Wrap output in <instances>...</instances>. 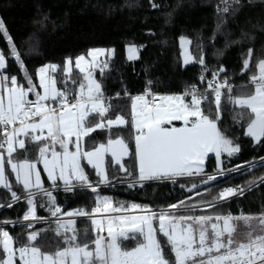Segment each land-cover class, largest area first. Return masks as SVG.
Wrapping results in <instances>:
<instances>
[{
	"label": "snow or ice",
	"instance_id": "snow-or-ice-1",
	"mask_svg": "<svg viewBox=\"0 0 264 264\" xmlns=\"http://www.w3.org/2000/svg\"><path fill=\"white\" fill-rule=\"evenodd\" d=\"M221 4L223 7L218 6V12L230 14L235 12L233 5L238 6L240 0H221ZM152 6L157 7L156 4ZM0 33L11 45V54L20 64L27 81L25 87L18 83L17 77L3 74L6 58L0 52V187L11 193L13 202L21 199L12 191L6 175V166H10L16 182L27 194L28 209L23 216V220L28 222L27 227L35 228V224L41 222H54L56 225L54 229L28 232L27 242L19 247L15 246L14 237L0 227V264H264V211L256 215L243 212L238 215L182 214L215 208L222 201L243 195L246 190L243 186L223 188L211 201L201 200L189 205L180 200L159 211L135 203L114 206L110 197L99 195L91 212L85 209L64 211L52 191L44 188L38 168L42 163L53 189L62 181L66 192L77 186L97 192L98 184L93 185L85 172L88 165L100 178L99 184L109 185L106 157H110V162L128 176L135 175L136 179L129 187L137 183L143 186V182L152 180L176 183L178 177L191 176L203 177L201 182L207 185L225 172L239 171V166L234 169L224 167L222 155L232 157L240 152V146L222 131V113L225 103L232 105L236 113L233 120H247L245 134L256 143L264 142V59H259L254 65L256 71L250 77L252 90L248 94L233 95V87L227 78L218 79L225 71L221 67L212 73L213 78L207 81L203 92L193 84L182 94L158 95L152 92L151 81L143 94L132 96L125 91L131 102L129 118L118 114L112 119L106 118L112 105L106 103L102 86L93 72L99 69L103 73L108 68L107 60L101 61L99 57L114 54V50L91 49L75 59L74 67L84 73L83 80L87 84L80 82L79 91L74 94L58 89L53 75L57 71L63 72L66 77L63 83L67 85L73 72L71 58L66 60L63 68L55 64L41 67L38 69L41 92L28 74L3 20H0ZM180 43L184 49V63L188 64L193 58L186 45L191 41L180 37ZM127 51L129 60L138 58L137 46L129 45ZM252 55L253 49L250 48L243 60L245 71L252 66ZM198 63L204 65L203 57ZM205 79L201 75V82ZM72 83L77 81L72 79ZM30 94H35L36 99H29ZM119 96L117 93L116 97ZM225 96L226 99L222 100ZM204 102H207V111L202 106ZM93 116L99 117L94 124L90 123ZM175 122H179V126ZM114 128H130L131 139L125 140L123 135L113 138ZM98 129L108 130L107 142L87 150L85 138H91ZM26 142L38 146L37 159L14 160L13 154L18 150H28ZM210 153L215 156L216 168L213 173H206L204 166ZM127 157L134 159L135 172H129L125 166ZM259 180L264 183V176ZM254 184V180L248 181L249 189ZM197 187L193 183L187 190L191 192ZM196 194L201 195L199 192ZM37 195L48 198L47 211L55 218L54 221L37 215ZM11 206L0 204V207ZM133 210L142 214H133ZM76 217L91 220L92 231L96 233L95 239L91 240L94 248L88 242L87 229L84 230L85 241L81 242L75 227ZM17 222L4 220L0 224ZM49 230L61 237L64 247L47 252L38 246L41 232ZM104 232L106 236L102 235ZM158 233L166 238L169 255H166ZM136 234L143 237V241L130 250L124 248L122 241L135 239Z\"/></svg>",
	"mask_w": 264,
	"mask_h": 264
},
{
	"label": "trees",
	"instance_id": "trees-1",
	"mask_svg": "<svg viewBox=\"0 0 264 264\" xmlns=\"http://www.w3.org/2000/svg\"><path fill=\"white\" fill-rule=\"evenodd\" d=\"M153 4L157 7H153ZM220 4L221 0H0V20H3L12 42L20 52L34 84L40 67L55 64L60 68L65 59L78 57L91 49L114 50L113 56L107 60L108 68L103 73L96 70L94 75L102 86L104 96L109 98L107 103L112 105L106 118L115 119L118 114L129 118L131 102L125 91L132 96L143 94L146 87H149V81L152 92L177 93L193 84H199L200 75L210 77L214 71L223 67L225 71L220 73V78H227L233 86V95L248 94L251 91L247 84L256 71L254 65L259 59H264V0H240L238 6L233 5L235 12L230 14L218 12L217 6ZM180 37L191 41L189 55L198 59L203 57L204 65L198 62L183 64ZM128 45L137 46L139 55L136 60L126 59L125 47ZM250 48L253 49L252 66L245 71L243 60ZM0 52L6 58L3 74L17 77L18 83L27 87L24 72L20 64L12 59L11 45L3 33H0ZM78 78L79 75L73 72L65 85L64 77L59 74L56 77L57 85L60 90L71 92L79 83L77 81L73 84L72 79ZM117 93L120 94L119 98L111 99ZM202 106L207 111V102ZM235 114L233 106L225 103L220 126L234 144L240 146V152L236 155L223 156L224 167L234 169L239 166V171L218 176L213 184L196 191L187 190L191 187L189 179H176V183L152 180L143 182V186L137 183L129 187L136 179L135 175H115L116 168L112 169L108 160L109 185L99 184V180L85 167L93 185L98 184L97 192L81 186L68 192L61 186L45 188L52 191L57 204L64 211L85 209L89 212L96 206L97 195L110 197L114 206L135 203L150 206L156 211L180 200L189 204V197L213 187L223 189L243 186L247 189L248 181L258 182L264 176V162L259 161L264 158V142L254 145L244 133L247 120L235 122ZM98 119L93 116L90 123L94 124ZM112 134L113 138L123 135L125 140H130L132 135L130 128H114ZM108 135L107 129H98L91 134V138H85L84 147L90 149L104 143ZM26 147V152L20 150L15 153L16 160L35 159L37 146L28 144ZM125 166L129 172H135L132 157L125 160ZM214 170V158L209 157L205 163V172L213 173ZM202 179H195V184L202 183ZM12 191L21 196L19 201L13 202L11 193L0 189V204H12L11 207H0V221L19 222L0 224V227L14 237L16 247L27 242L28 232L56 227L54 222H41L35 224V228H28V223L23 220L28 209L27 194L16 185L12 186ZM35 202L37 215L50 222L54 221L47 211L48 198L37 195ZM214 210L233 215L241 212L253 215L261 213L264 211V183L259 182L243 195L224 202ZM75 219L80 240L85 241L84 230L87 229L90 242L93 239L91 220L88 217ZM157 236L162 246H165L166 255H169L166 239L159 233ZM37 244L47 252L65 246L61 237H57L51 230L41 232ZM124 244L127 248L132 247L129 242Z\"/></svg>",
	"mask_w": 264,
	"mask_h": 264
},
{
	"label": "crops",
	"instance_id": "crops-1",
	"mask_svg": "<svg viewBox=\"0 0 264 264\" xmlns=\"http://www.w3.org/2000/svg\"><path fill=\"white\" fill-rule=\"evenodd\" d=\"M129 46V45H128ZM128 46H126L125 47V57H126V59L127 60H129L128 59V51H127V49H128ZM96 49H104V48H96ZM105 50V49H104ZM89 51V50H88ZM87 51V52H88ZM86 52V53H87ZM107 52V51H106ZM85 53V54H86ZM138 55H139V50H138ZM80 56V55H79ZM107 58V55L106 56H101V57H99V59L101 60V58ZM77 57H75V58H72V62H73V72H76L78 75H79V78L78 79H75L76 81H78L79 83L80 82H83V83H85V85L87 84V81H84L83 80V76H84V73H81V72H79V70L78 69H76L75 67H74V64H75V59H76ZM68 59V58H67ZM67 59H65L64 60V62H63V64H62V66L60 67V68H63V66L65 65V62H66V60ZM90 59V58H89ZM136 60V59H135ZM130 61H133V60H130ZM48 65H50V64H48ZM46 66V65H45ZM44 67V66H43ZM41 68V67H40ZM39 68V69H40ZM96 70H99V69H96ZM96 70H94V72H93V75L95 74V71ZM72 72V73H73ZM59 74L60 75H62L63 77H64V79H66V77H65V75H64V73L63 72H61V71H57L56 73H53V75H55V77H57V76H59ZM36 76H37V81H36V86H37V90L38 91H43L42 89H40L39 88V74H38V70H37V72H36ZM71 76H72V74H71ZM94 78H95V75H94ZM96 79V78H95ZM79 83H77V86H76V88H75V90L73 91H71V92H69L70 94H74V93H76V92H78L79 91ZM57 88L59 89V87H58V85H57ZM251 90H252V87L250 88ZM70 98H71V95H70ZM29 99H31V100H35L36 99V96H35V94H30L29 95ZM190 99V98H189ZM105 101H106V103H107V99H106V97H105ZM176 124H177V126H179V122H175ZM244 133H246V127H245V132ZM245 136L246 137H248L252 142H253V144L254 145H256L257 143L251 138V137H249V136H247L246 134H245ZM107 142V141H106ZM106 142H104V143H106ZM28 144H30V143H27L26 142V146L28 145ZM98 145V144H97ZM90 149H92V148H90ZM90 149H87V150H90ZM18 151H20V150H18ZM15 153L13 154V159L14 160H16L15 159ZM37 156H38V146H37V155H36V157H35V159L33 160V161H35L36 159H37ZM223 156H227L226 154H223L222 155V160H223ZM209 157H213L214 158V161H215V168H216V160H215V156H214V154H212V153H210L209 154ZM128 158V157H127ZM127 158H125V160L127 159ZM107 160L110 162V160H111V158L110 157H106V159H105V167H106V171H108L107 170ZM18 161V160H17ZM84 164H86V161H84L83 162ZM111 163V168L112 169H114V168H116V170H115V175H116V173H119V174H123L124 172H122V171H120L119 170V166H117V165H115L114 164V162H110ZM206 163V162H205ZM42 163H40V164H38V168L41 170V179L43 180V182H44V188L45 187H47V186H52V183H51V181L50 180H48V178H47V173L45 172V171H43V166L41 165ZM92 173H93V175H94V177L95 178H97V180H99L100 178L96 175V173H95V170L90 166V165H88V166H86ZM205 167V166H204ZM11 168H10V166H6V175L8 176V178H9V181H10V183H11V185L13 186L15 183H17L16 182V179H11L12 177L10 176L11 175ZM108 174H109V171L107 172ZM110 173H111V170H110ZM113 173L114 172H112V175H113ZM12 175H13V173H12ZM194 177H200V176H191V177H178V178H176V179H184V178H194ZM15 178V177H14ZM12 182H13V184H12ZM18 184V183H17ZM58 185L59 186H61L62 188H64V185H63V182L62 181H59L58 182ZM16 186H19L23 191H25L24 189H23V186L22 185H20V184H18V185H16ZM78 187V186H77ZM0 189H4L3 187H0ZM7 190V189H6ZM33 191H36L35 189L33 190ZM2 250V249H1Z\"/></svg>",
	"mask_w": 264,
	"mask_h": 264
},
{
	"label": "rangeland",
	"instance_id": "rangeland-1",
	"mask_svg": "<svg viewBox=\"0 0 264 264\" xmlns=\"http://www.w3.org/2000/svg\"><path fill=\"white\" fill-rule=\"evenodd\" d=\"M186 47H187V49H188V47H189V45H186ZM180 48H181V53H182V61H183V64H185L184 63V49L181 47V43H180ZM106 51L107 50H112V49H105ZM189 54V53H188ZM113 56V54H109V55H107V58H101V61H104V60H108V59H110L111 57ZM13 57V56H12ZM192 57V56H191ZM193 59H192V62H190V63H193V62H198V60L200 59H198V58H194V57H192ZM190 63H188V64H190ZM4 70V69H3ZM2 70V71H3ZM262 162H264V160L262 161ZM42 166H43V164H41ZM245 167H247V166H245ZM249 167H251V166H249ZM241 169V168H240ZM11 172V171H10ZM233 172V171H232ZM227 173H231V172H225V174H227ZM12 178L11 179H16V178H14L15 177V174L13 173V175H12V172H11V175H10ZM200 178H203V177H194V178H184V179H189V186L190 185H192L193 183H195L194 182V180L195 179H200ZM260 181H258V182H255V184L253 185V186H255V185H257L258 183H259ZM14 185H18L17 183H15ZM102 185H104V184H102ZM252 186V187H253ZM251 187V188H252ZM85 188V187H84ZM89 189V188H88ZM211 189V191H206V190H204V191H202V192H200L201 193V195H197V194H195V195H193L192 197H191V199H187V201L189 202V205H192V204H196V203H198L199 201H201V200H203V201H211L212 200V198L214 197V196H216L217 194H218V192L219 191H221L222 189H218V188H215V187H213V188H210ZM247 189H249V187L247 188ZM246 189V190H247ZM91 190V189H90ZM245 190V191H246ZM237 196H239V195H237ZM237 196H235V197H237ZM234 197H231V198H229L228 200H230V199H233ZM228 200H225V201H222V202H220L219 204H217V206H219V205H221V204H223L224 202H226V201H228ZM216 206V207H217ZM155 211V210H154ZM156 211H159V210H156ZM217 213V211L216 210H214V208H211V207H209V208H207V209H197L196 211H194V212H183L182 214H191V215H200V214H216ZM133 214H137V215H139V214H142V213H140L139 212V210H133ZM219 214H221V213H219ZM97 218H99V217H97ZM55 218H53L52 220H54ZM63 219H68L67 217H64ZM51 220V219H50ZM25 222H27V221H25ZM91 222V221H90ZM28 223V222H27ZM255 223V222H254ZM69 235H71V233H69ZM92 235H93V239L92 240H94L95 239V237H96V233H94L93 231H92ZM102 235H104V236H106L107 235V233L106 232H104V233H102ZM131 235H133V234H130V236ZM162 235V234H161ZM166 239V238H165ZM143 241V237H140L138 234H136V238L135 239H132V238H130V239H127V240H123L122 241V246L124 247V248H126V249H128V250H130V249H132V248H134V247H136L137 246V244L139 243V242H142ZM82 243H83V241H81ZM125 242H129V243H131L132 244V247H130V248H127V247H125L124 245V243ZM90 243V247H93L94 248V245H92L91 244V241L89 242ZM169 251H170V248H169ZM173 259H174V257H172Z\"/></svg>",
	"mask_w": 264,
	"mask_h": 264
},
{
	"label": "built area",
	"instance_id": "built-area-1",
	"mask_svg": "<svg viewBox=\"0 0 264 264\" xmlns=\"http://www.w3.org/2000/svg\"><path fill=\"white\" fill-rule=\"evenodd\" d=\"M219 7L222 8L223 5L220 4ZM217 9H218V6H217ZM217 11H218V10H217ZM12 59H13L14 61H16V59H15L14 56L12 57ZM200 77H201V75H200L199 78H198L199 84H197L196 86H197V87L203 92V91H205V89L207 88V81H208V80H211L213 77H212V76H210V77H205L206 79H205L204 82H201ZM218 79L223 80V78H220V76H219ZM247 86L252 87V86L250 85V82L247 84ZM232 87H233V86H232ZM188 88H189V87H188ZM185 89H186V88L182 89L181 91H179V92H177V93H156V94H158V95L182 94V93L184 92ZM154 93H155V92H154ZM69 98H70V97H69ZM113 98H117V97H116V96L111 97V99H113ZM70 99H71V98H70ZM106 99L108 100L109 98L106 97ZM259 161H262V159H260Z\"/></svg>",
	"mask_w": 264,
	"mask_h": 264
},
{
	"label": "water",
	"instance_id": "water-1",
	"mask_svg": "<svg viewBox=\"0 0 264 264\" xmlns=\"http://www.w3.org/2000/svg\"><path fill=\"white\" fill-rule=\"evenodd\" d=\"M227 174H229V173H227ZM215 181H216V180H215ZM215 181H211V182H209V184H207V185H205V184H203V183H199V184H197L198 187H197L196 189H193L191 192L196 191V190H198V189H201L202 187L208 186V185H210V184H213Z\"/></svg>",
	"mask_w": 264,
	"mask_h": 264
}]
</instances>
